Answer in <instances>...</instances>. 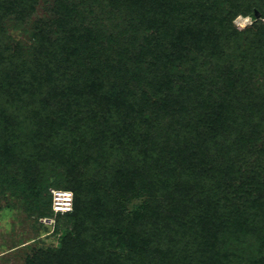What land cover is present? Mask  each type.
Segmentation results:
<instances>
[{
  "label": "trees",
  "instance_id": "obj_1",
  "mask_svg": "<svg viewBox=\"0 0 264 264\" xmlns=\"http://www.w3.org/2000/svg\"><path fill=\"white\" fill-rule=\"evenodd\" d=\"M26 1L0 0V21L26 23ZM55 10L32 47L0 29V109L50 112L34 139L63 143L35 158L60 157L53 175L74 194L58 245L26 264H264V0ZM240 15L252 27H235ZM39 202L53 213L52 195Z\"/></svg>",
  "mask_w": 264,
  "mask_h": 264
},
{
  "label": "rangeland",
  "instance_id": "obj_2",
  "mask_svg": "<svg viewBox=\"0 0 264 264\" xmlns=\"http://www.w3.org/2000/svg\"><path fill=\"white\" fill-rule=\"evenodd\" d=\"M9 1L24 3L30 8L26 0ZM56 1L37 0L34 5V15L26 19V23H19L18 26L17 22L9 17L1 19L0 29L3 38L5 37L4 43L20 41L27 47H32L35 44L34 35L42 28V22L57 18ZM9 7L15 9L19 5ZM254 22L252 17L240 15L233 21V25L238 29H246L252 27ZM4 96L5 93L0 91V98L3 99ZM48 116L50 112L37 113L21 105L0 109V142L7 145L6 148H10V153H2L0 156L1 163L7 157L10 160V165L0 164V264H26L27 257L35 252L38 243L41 247L57 246L59 243L60 236L55 235L54 230L59 222H63L64 215L60 213L61 215L58 216L59 213L54 209L52 213L48 207H44L39 202V199L44 196L49 199L52 195L53 201L55 191H65L59 188L62 183L53 175L56 171V159L60 157L47 153L39 156L40 160L35 158L42 150L48 151V148L53 146L47 142L63 143L61 133L46 141L34 139L36 130L41 129L37 123L47 121ZM261 141L262 138L259 143ZM92 166L93 162H90L88 169L79 168L78 175H85ZM45 177H51V181L46 186L40 187L33 183L35 179ZM68 192L72 193L74 199L73 192ZM152 199L157 201L153 196H149L146 200L152 201ZM175 199L179 200L180 197L177 196ZM240 199L242 201L243 197L241 196ZM142 202L143 199H134L130 206L135 208Z\"/></svg>",
  "mask_w": 264,
  "mask_h": 264
},
{
  "label": "built area",
  "instance_id": "obj_3",
  "mask_svg": "<svg viewBox=\"0 0 264 264\" xmlns=\"http://www.w3.org/2000/svg\"><path fill=\"white\" fill-rule=\"evenodd\" d=\"M53 209L56 213H69L73 209V195L68 191H55Z\"/></svg>",
  "mask_w": 264,
  "mask_h": 264
},
{
  "label": "bare ground",
  "instance_id": "obj_4",
  "mask_svg": "<svg viewBox=\"0 0 264 264\" xmlns=\"http://www.w3.org/2000/svg\"><path fill=\"white\" fill-rule=\"evenodd\" d=\"M239 20V19H238Z\"/></svg>",
  "mask_w": 264,
  "mask_h": 264
}]
</instances>
